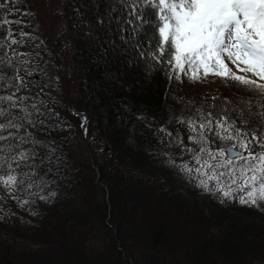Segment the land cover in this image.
<instances>
[{
	"label": "trees",
	"instance_id": "1",
	"mask_svg": "<svg viewBox=\"0 0 264 264\" xmlns=\"http://www.w3.org/2000/svg\"><path fill=\"white\" fill-rule=\"evenodd\" d=\"M62 3L76 116L64 101L55 55L44 39L34 0H8L17 11L3 10L8 19L21 21L7 26L12 35L30 34L13 48L30 53L27 58L42 69L28 77L31 94L40 92L52 112L59 113L48 123L68 127L37 133L55 140L62 160L59 171L54 167L48 174L54 181L48 190L57 195L24 208L13 200L0 201V264H264V211L234 201L221 204L148 155L150 149L162 148L153 136L158 124L173 135L179 130L189 143L182 125L166 123L187 101L176 93L185 76L177 81L161 72L126 74L119 53H109L107 62L98 59L85 36L96 19V0ZM99 14H105L103 4ZM208 76L217 93L192 94L188 101L198 105L213 103L212 95L230 100L244 95L225 86L222 78ZM141 114L153 121L152 127L137 120Z\"/></svg>",
	"mask_w": 264,
	"mask_h": 264
},
{
	"label": "snow or ice",
	"instance_id": "2",
	"mask_svg": "<svg viewBox=\"0 0 264 264\" xmlns=\"http://www.w3.org/2000/svg\"><path fill=\"white\" fill-rule=\"evenodd\" d=\"M103 2L104 16L96 0L95 22L85 32L98 59L107 62L109 53H119L126 74L161 72L169 80L179 81L183 74L194 82L212 74L244 93L198 105L183 101L179 114H170L166 123L182 125L189 143L179 130L173 135L165 124L155 125L153 136L162 148L150 149L149 157L221 204L234 201L264 211V0ZM5 8L17 11L8 0L0 3V201L24 208L57 195L48 190L54 183L48 174L54 167L59 171L62 160L55 140L37 133L68 125L48 123L59 113L40 92L31 94L28 77L42 69L27 58L30 53L13 48L30 34L12 35L7 26L21 21L8 19ZM137 120L153 126L145 115ZM82 127L86 132V124ZM218 141L230 146L213 147ZM172 147L179 151H163Z\"/></svg>",
	"mask_w": 264,
	"mask_h": 264
},
{
	"label": "rangeland",
	"instance_id": "3",
	"mask_svg": "<svg viewBox=\"0 0 264 264\" xmlns=\"http://www.w3.org/2000/svg\"><path fill=\"white\" fill-rule=\"evenodd\" d=\"M35 10L38 14L39 22L41 24L42 31L44 33V39L46 40L48 46L52 49V45L56 46L57 54L59 56L58 62H56V68L58 70L59 78L63 79V85L61 84V89L63 91V98L65 94V89H67V98L69 103L72 105V101H75V90L72 86V77H70V65L68 58V50L66 49L67 42V33L64 29V23L62 19V10L63 3L62 0H34ZM100 4L104 5L103 0H100ZM52 34V35H51ZM51 37V40L49 38ZM53 44H49V42ZM56 61V60H55ZM227 62V61H226ZM229 67L233 69V71H239L234 65L229 63ZM62 76V77H61ZM185 83L177 84L176 93L179 96L184 97L185 99H191V95L199 96V95H209L217 93V84L212 85L213 79L208 77H203L199 81H189L187 77H185ZM211 97V96H209ZM212 97H214L212 95ZM72 100V101H71ZM213 101V100H212ZM67 105V104H66ZM74 110V107H73ZM75 111V110H74ZM76 116V115H75ZM83 116V114H82ZM80 120H76V123H80ZM84 123V122H83ZM83 125V124H82ZM88 128V126H87ZM225 142V141H224ZM224 142H216L213 147H220L227 149ZM227 157V153H225Z\"/></svg>",
	"mask_w": 264,
	"mask_h": 264
},
{
	"label": "water",
	"instance_id": "4",
	"mask_svg": "<svg viewBox=\"0 0 264 264\" xmlns=\"http://www.w3.org/2000/svg\"><path fill=\"white\" fill-rule=\"evenodd\" d=\"M52 35V34H51ZM49 40H51V37L49 38ZM51 43V41L49 42V44ZM51 44H53V43H51ZM53 47H52V50H53V52H54V54H55V57H56V62H58V60H59V56H58V54H57V50H56V46H54V45H52ZM64 86V85H63ZM65 89V95H64V100H65V102L67 103V106H68V108H69V111L73 114V115H78L74 110H73V107H72V105L69 103V101H68V98H67V89L66 88H64ZM84 124H86V132L84 131V129H83V127H82V137H83V139H84V145L86 146V142H85V140H86V133H87V126H88V124H89V118L85 115V121H84V123H83V125Z\"/></svg>",
	"mask_w": 264,
	"mask_h": 264
}]
</instances>
